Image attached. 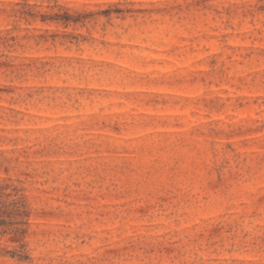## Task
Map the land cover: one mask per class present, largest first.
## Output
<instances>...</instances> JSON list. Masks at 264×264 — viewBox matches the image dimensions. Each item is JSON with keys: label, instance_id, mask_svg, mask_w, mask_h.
Wrapping results in <instances>:
<instances>
[{"label": "rangeland", "instance_id": "374dc122", "mask_svg": "<svg viewBox=\"0 0 264 264\" xmlns=\"http://www.w3.org/2000/svg\"><path fill=\"white\" fill-rule=\"evenodd\" d=\"M0 264H264V0H0Z\"/></svg>", "mask_w": 264, "mask_h": 264}, {"label": "trees", "instance_id": "16d2710c", "mask_svg": "<svg viewBox=\"0 0 264 264\" xmlns=\"http://www.w3.org/2000/svg\"><path fill=\"white\" fill-rule=\"evenodd\" d=\"M20 207H22V208L24 207V204L22 203V200H20ZM17 210H18V213L19 214H23L24 215V210H21L20 212H19L20 208H18ZM11 256L14 257V254H11ZM18 259L19 260H23L25 258L22 257L21 255H19Z\"/></svg>", "mask_w": 264, "mask_h": 264}]
</instances>
